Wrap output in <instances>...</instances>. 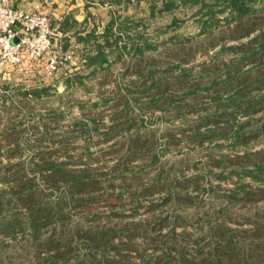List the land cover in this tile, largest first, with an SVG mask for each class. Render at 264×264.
<instances>
[{
  "label": "trees",
  "instance_id": "16d2710c",
  "mask_svg": "<svg viewBox=\"0 0 264 264\" xmlns=\"http://www.w3.org/2000/svg\"><path fill=\"white\" fill-rule=\"evenodd\" d=\"M260 1L148 0L152 15L160 6L159 13L171 15L168 29L180 23L176 12L192 11L203 42L176 34L154 46L144 21L109 10L99 32L92 19V27L75 36L86 69L91 75L107 71L115 56L127 79L112 81L113 90L104 79L98 100L79 104L81 120L65 131L58 129L66 118L59 107L7 118L11 108L1 97L0 264H264V145L252 147L264 138L262 118L252 126L264 112V6L255 7ZM68 29V21L60 26L64 34ZM204 41H213L206 50L218 51L215 57L226 58L201 65L191 79ZM63 43L67 50L69 39ZM74 76V84L84 86L85 77ZM23 95L37 99L39 93ZM189 106L199 114L192 123L153 127ZM219 142L228 143L230 153H205L203 174L197 165L190 168L189 154L173 163L164 159L182 143L204 148L221 147ZM101 145L108 146L95 151ZM208 192L230 207L199 214V230L219 222L193 239L187 230L191 217L184 214L204 207ZM235 205L257 208L256 218L244 221L249 228H229Z\"/></svg>",
  "mask_w": 264,
  "mask_h": 264
},
{
  "label": "rangeland",
  "instance_id": "374dc122",
  "mask_svg": "<svg viewBox=\"0 0 264 264\" xmlns=\"http://www.w3.org/2000/svg\"><path fill=\"white\" fill-rule=\"evenodd\" d=\"M179 1V0H177ZM110 3V2H109ZM134 3L133 5L136 6V13H133V11H130L133 13L131 16L130 14H128L127 8L130 7V4ZM130 4H125V6H127V8H125L124 6V10H121V17H123L122 15H126L128 17V19L133 20L134 22H141L144 21L145 22V26H146V32L149 34V41L148 43L153 44L154 46H162L164 43H169L170 39L176 35L179 34L181 36H187V37H195L198 38L200 42H203L202 36H199V32H200V28L197 24V22L193 19L192 16V11H186V15L184 12H181V14H179L180 12H176L175 15H178L179 18V25L176 28H171L168 29L169 26H171V19H170V14H168L167 12H161L159 13V11H162L163 7H159L158 9H156L152 15V9L150 8L149 2L148 0H130ZM132 6V5H131ZM264 6V0L260 1V2H256L255 3V7L256 8H260ZM134 7V6H132ZM132 10H134V8H131ZM124 12V13H123ZM119 13V12H118ZM125 16V17H126ZM155 17V18H153ZM222 17V16H220ZM151 18V19H150ZM98 24V31L102 32V28H103V24L101 21H97ZM60 29V27H58ZM126 41V40H125ZM124 41V42H125ZM213 41L209 42V41H204V43H206L200 50L199 53L197 55V60H196V68L193 69V74L191 75V79H193V77H198L199 72L202 70L201 65H205V66H210L211 64H213V62H217L218 60V55L215 57V55L218 53V51H213V50H206L207 47H209L212 44ZM70 44V43H69ZM78 44V43H77ZM73 45L70 44V46H72L70 49L72 50V54L74 55V60L71 61L72 64L67 65L66 67H64L63 69H61L58 73H55L53 75H47L46 74V70L44 69V64L43 63H39L40 66H37L40 71L42 72L41 75H43V77L41 78L42 80H44V85L45 86H53L55 87L54 89L51 88L52 94H57V95H53L49 100L48 103L45 102L46 106L48 105V108L50 107H59V112L62 115H65L66 118H64V121H61L59 124V130L65 131L66 129H69L70 127H72V125H74L77 121L81 120V114L79 111V104H87L86 101H90L91 103L96 102L98 100V94L100 92H97L95 94V92H89L90 95H86L84 93H82L83 89L81 90L80 88H77L78 90H74L75 93L71 94H67L65 101H68L66 103V105H62L61 103V98L63 97L62 95L64 94V88L63 86L65 84V82L62 81V79H68L70 77H72V79L75 78V74H83L85 76L86 74V62L83 59L82 56V50L80 45ZM124 44V43H122ZM115 57V56H113ZM113 57H111L112 59H114ZM125 58H128L129 56L125 55ZM110 58V59H111ZM220 58H226V56L220 55ZM219 58V59H220ZM5 63V62H3ZM8 66V63H5ZM5 66V65H4ZM7 67V66H5ZM89 70V69H88ZM125 70H121L120 75H114L113 78L122 80V81H126V77L124 76ZM123 74V75H122ZM19 75V74H18ZM39 74H32V75H25L24 76H17V77H13V76H9V78L7 76L3 74H1L0 76V100L2 103V96H7V93L10 91H7L6 89H3V85H7L10 86L12 89L15 88H20L21 84L23 85H28V86H35L36 85V81L39 80ZM71 79V78H70ZM90 83V82H89ZM42 84L43 86V81L38 83L37 85ZM43 86V87H45ZM64 86V87H65ZM75 86V84H74ZM42 87V88H43ZM67 87V86H66ZM81 91V92H80ZM71 95V97H70ZM204 97L203 94L199 95L198 97ZM70 97V98H69ZM192 98H189V101H191ZM188 101V100H187ZM184 103V102H183ZM3 105V104H2ZM179 105V104H178ZM1 110V107H0ZM50 110V109H49ZM182 111V116L178 115L177 117L175 116H171L168 120H159L158 122L155 123V125H153L154 128H156L157 130H163L167 127H178L181 125H187L192 123L193 121H195L196 119L199 118V114L196 111L197 109L195 107H183L180 109ZM4 111V110H3ZM101 111V110H99ZM33 112V115L36 114H40L42 113V109H36ZM103 112V111H102ZM28 117L31 114L29 112H24ZM46 115V111L44 112ZM105 115L103 116V123H105L106 125H109L110 123V119L109 117H107L109 114L108 113H104ZM3 117H5L4 119H6V116L3 114ZM2 117V118H3ZM99 117V116H98ZM145 118H147V116H145ZM155 118V117H154ZM262 118V120L260 121L261 123H264V112L254 116L253 119V125L254 127H256L257 124L256 120ZM241 120H245V119H241ZM96 142V141H95ZM162 142V141H161ZM219 144H221V147H218L217 144L213 143L212 145H210L209 147H204L201 148L199 147L198 143L194 144V143H182L181 146H177V147H171L170 148V152L165 153L164 159H168L169 162L173 163V162H177V159H180L182 157H186L187 154H189V156L191 157V163H190V168H193L195 165L198 166L199 169H201L202 174L203 172L206 173L205 169L207 168V162H208V158L207 156H205V153H209V154H214V155H218L219 154V150H222L224 152L230 153L231 148L229 147L228 143L223 144V142H219ZM224 145V146H223ZM264 145V138H261L259 141H257L256 143H254V145L252 146L254 149H260L262 146ZM108 145H101L99 147L95 148V151H99L105 147H107ZM216 146V147H215ZM239 152H242L240 150H237ZM197 168V171L194 170L193 171V175L199 173V170ZM226 174V173H225ZM213 174H210L209 178L212 177ZM210 183V182H208ZM213 185H218V182L216 181L215 178H213L212 181ZM228 186V184L223 185V187ZM221 192V191H220ZM203 201L204 202V207H202L199 211H196L195 213L189 211L186 212L184 215L187 217H191V221H189V224L187 226V230L191 233L189 235H191V237H193V239H199L203 236L206 235L208 229L210 228V226L214 225L215 223H218L219 221L217 220L216 222L211 221V225H205L203 227V230H199V228H195L194 225L197 223L196 219L197 216L199 214H201V216H203L205 214V211H208L209 213L213 210V208H227L229 209V205L225 204L224 202H222V200L218 201V199L214 196V193H206L202 196ZM216 205V206H215ZM214 206V207H213ZM229 206V207H228ZM213 207V208H212ZM259 207L264 209V202L259 203ZM233 213H232V223L229 224V228H231L232 230H241V229H247L249 228L246 224H245V219H247V217H252L253 219L256 218V216H253L254 214H256L257 208H247V207H241L240 206H233ZM216 217H218V215H216ZM77 215L74 216L73 219H76ZM75 221V220H74ZM207 241L205 242H201V245H205V251L208 250L207 245H206ZM242 244L251 247L250 246V240L244 239L242 240ZM15 245V244H13ZM17 247V249H22L23 244H17L15 245ZM188 250L191 252L193 251L192 247H189ZM8 253V252H6ZM15 254V252L13 253V255ZM9 255V254H7ZM12 255V254H11ZM9 255V256H11Z\"/></svg>",
  "mask_w": 264,
  "mask_h": 264
},
{
  "label": "crops",
  "instance_id": "0c3cea01",
  "mask_svg": "<svg viewBox=\"0 0 264 264\" xmlns=\"http://www.w3.org/2000/svg\"><path fill=\"white\" fill-rule=\"evenodd\" d=\"M13 3V6L17 9L32 12V13H46L50 16L52 23L56 26L60 27L64 22L68 21L70 24V29H68L67 33H63L65 35V38L69 39L70 44H77V39L75 38L76 33H83L85 29H90L92 27V19H97V21H101L103 24V27L105 23L109 20L108 17V11L111 10L113 12H116L117 14H121V10H124V4L120 5H111L109 3V0H11ZM134 3L130 4V7L127 8L128 14H130V11H133V13H136V6L133 5ZM134 7H132V6ZM131 8H134L132 10ZM119 12V13H118ZM124 13V12H123ZM131 12L130 16L133 14ZM123 18L126 15H122ZM127 17V16H126ZM103 29V28H102ZM79 45V44H77ZM111 67L108 68L107 71L97 72L94 75L92 74V70L89 69L86 71L84 81V86H78L75 84L74 86V80L72 77L66 79H62L63 82H65L66 86L64 88V94L61 98L62 105H66L68 101H65L66 95L71 93H75L77 88L83 89L82 93L86 95H90L89 92H99L102 87V81L104 79H107L105 81L104 87L106 89L113 90L115 88L112 81L116 80L113 78V76L120 75L121 70H123L124 63L113 61L111 58ZM7 67H5V66ZM40 66L39 63L33 62L30 60H25L21 65L18 66H8L5 63H3L0 60V76L4 73L5 76L9 78V76L17 77V76H24L25 75H32V74H39V80L36 81L35 86H28L21 84L20 88L12 89L10 86H7L6 84L3 85V89H6L7 91H10L7 93L6 96V102L5 105L7 107L11 108V114L8 117H15L17 113H19L20 117L27 116L24 112L34 111L36 109H42V113L45 115L50 109H54V107L48 108V105L46 106L45 102L48 103V100L53 96L57 94H52V89L55 87L53 86H45L44 80L41 78L43 77L42 72L37 67ZM19 74V75H18ZM104 75H107V78L104 77ZM43 81V87L42 84L37 85L38 83ZM90 82V83H89ZM43 87V88H42ZM28 90H35L39 93L37 96V99H34L32 97H24L23 94L27 92ZM44 90H47L45 92ZM75 90V91H74ZM81 92V91H80ZM71 97V95H70ZM69 97V98H70ZM23 103H29L30 104V110L25 108ZM3 103H1L0 100V107ZM60 107V106H59ZM56 108V107H55ZM33 113V112H32ZM39 115V114H36Z\"/></svg>",
  "mask_w": 264,
  "mask_h": 264
},
{
  "label": "built area",
  "instance_id": "2783aa9c",
  "mask_svg": "<svg viewBox=\"0 0 264 264\" xmlns=\"http://www.w3.org/2000/svg\"><path fill=\"white\" fill-rule=\"evenodd\" d=\"M65 35L46 13L17 9L11 0H0V60L11 66L25 60L43 63L47 75L71 65L74 55L64 49ZM16 41V42H15Z\"/></svg>",
  "mask_w": 264,
  "mask_h": 264
},
{
  "label": "water",
  "instance_id": "95a60500",
  "mask_svg": "<svg viewBox=\"0 0 264 264\" xmlns=\"http://www.w3.org/2000/svg\"><path fill=\"white\" fill-rule=\"evenodd\" d=\"M16 42V41H15Z\"/></svg>",
  "mask_w": 264,
  "mask_h": 264
}]
</instances>
